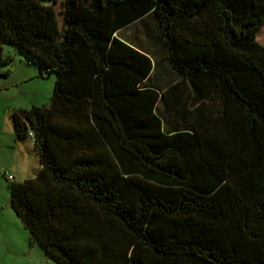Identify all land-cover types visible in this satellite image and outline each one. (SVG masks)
Returning <instances> with one entry per match:
<instances>
[{"label": "trees", "instance_id": "16d2710c", "mask_svg": "<svg viewBox=\"0 0 264 264\" xmlns=\"http://www.w3.org/2000/svg\"><path fill=\"white\" fill-rule=\"evenodd\" d=\"M147 16L165 84L117 34ZM263 24L264 0H0V60L55 75L11 112L40 163L3 173L32 242L57 264H264Z\"/></svg>", "mask_w": 264, "mask_h": 264}, {"label": "rangeland", "instance_id": "374dc122", "mask_svg": "<svg viewBox=\"0 0 264 264\" xmlns=\"http://www.w3.org/2000/svg\"><path fill=\"white\" fill-rule=\"evenodd\" d=\"M158 30L157 24L147 16L117 34L152 52L155 60L161 63L153 73L154 81L163 84L164 80L174 78L175 72L165 60ZM257 39L264 44V24ZM3 48V60H0V160L5 162L7 153H10L8 146L14 138L11 112L48 103L54 91L55 75L40 76L34 60L13 45L5 44ZM6 55H10L11 59H7ZM4 171L7 170L0 167V264H57L36 241L32 242L22 221L11 208L8 180L3 175ZM15 176V180L22 181L34 176V173L22 175L17 170Z\"/></svg>", "mask_w": 264, "mask_h": 264}, {"label": "crops", "instance_id": "0c3cea01", "mask_svg": "<svg viewBox=\"0 0 264 264\" xmlns=\"http://www.w3.org/2000/svg\"><path fill=\"white\" fill-rule=\"evenodd\" d=\"M165 60H166V54H165ZM157 63L158 64L155 65L156 67L157 65L159 66V64H161L160 61H158ZM172 79L173 77H171L168 80H164L162 83L165 84L171 82ZM10 143H11L10 146H8L9 149L8 152L10 153H7L5 162H2L3 161L2 159L0 160L1 161L0 167L3 166V169L7 170L4 172L11 173L14 179H16L15 172L17 170L20 171L22 175H30V173H34L35 175V173H37V171L40 169V163L36 150L34 149L33 140L31 138H28L25 139L24 141H16L13 138V141ZM30 167H33L32 168L33 170H31L32 172L30 171Z\"/></svg>", "mask_w": 264, "mask_h": 264}, {"label": "built area", "instance_id": "2783aa9c", "mask_svg": "<svg viewBox=\"0 0 264 264\" xmlns=\"http://www.w3.org/2000/svg\"><path fill=\"white\" fill-rule=\"evenodd\" d=\"M29 135L31 136V135H32V133L30 132V133H29ZM7 176H8V178H10V179H12V178H13V176H12L11 174H7Z\"/></svg>", "mask_w": 264, "mask_h": 264}]
</instances>
